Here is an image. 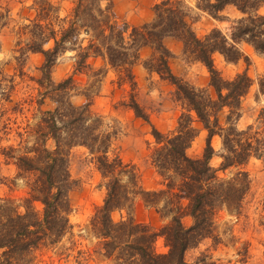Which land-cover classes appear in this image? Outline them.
<instances>
[{
  "label": "trees",
  "instance_id": "16d2710c",
  "mask_svg": "<svg viewBox=\"0 0 264 264\" xmlns=\"http://www.w3.org/2000/svg\"><path fill=\"white\" fill-rule=\"evenodd\" d=\"M74 1L75 6L65 17L48 0L36 1V17L20 31L21 36L28 37L25 42H18L25 43L21 55L34 53L44 57L40 78L31 79L38 85L35 103L40 116L34 125H28L26 140L20 135L21 150L5 149L6 158L15 161L18 177L28 180L29 192L23 205L0 198V264H32L35 251L55 246L72 230L69 193L74 182L69 155L75 147L89 151L106 189L103 205L90 221V231L100 240L98 253L113 264H189L185 260L187 251L204 239L218 240L216 215L223 209L239 214L250 191L247 172L238 171L227 179L221 178L219 172L240 168L251 157L264 158V109L255 128H237L242 99L250 92L254 80L247 71L224 79L214 62V55L219 53L228 63L243 59L249 64L240 47L243 44L264 55V0H196V7L216 20H224L221 14L228 8L241 14L233 21L229 33L215 28L203 38L192 27V8L185 0H162L154 6V19L141 26L120 25L112 0ZM1 9L0 6V21L5 17ZM169 37L180 40L184 53L208 69L212 93L196 89L173 74L170 67L173 54L165 44ZM146 47L152 54L144 66L175 85L187 109L173 132L166 135L153 130L156 146L150 160L162 179V189L151 192L140 186L136 167L125 163L113 148L118 131L106 122V117L91 109L99 92L96 84L113 71L120 87L131 88L128 101L122 105L137 118L150 122L134 93L137 84L133 69ZM67 52H75V72L94 79L83 91H78L73 76L58 83L52 79L53 67ZM98 60L103 66L95 68ZM20 76L23 78V71ZM14 87L12 83L11 91L4 95L8 102L12 101ZM1 89L3 96L6 90ZM75 93L85 97L87 103L74 104ZM258 95L264 96V76L258 80ZM47 101L53 108L42 111ZM195 122L208 133L200 158L188 154L198 136ZM216 136L223 145V161L217 169L211 166L216 153L212 140ZM139 196L162 217L170 218L160 231L139 224L130 216ZM36 203L43 205L42 213L37 211ZM21 207L24 211H20ZM125 210L129 211L126 219L112 218L114 212ZM188 217L193 224L186 227L183 219ZM160 238L167 248L164 253L156 248Z\"/></svg>",
  "mask_w": 264,
  "mask_h": 264
},
{
  "label": "rangeland",
  "instance_id": "374dc122",
  "mask_svg": "<svg viewBox=\"0 0 264 264\" xmlns=\"http://www.w3.org/2000/svg\"><path fill=\"white\" fill-rule=\"evenodd\" d=\"M36 1L38 0H0L1 11L5 13V17L0 21V198L13 201L14 205H23L29 192L28 180L18 177L15 161L6 158L5 149L14 147L18 151L21 150L20 135L23 134L26 140L28 125H34L40 116L39 107L35 103L38 85L31 79L40 78L39 68L44 62V57L34 53L22 56L20 49L25 43H18L20 40L25 42L28 38L21 36L20 31L36 17ZM48 1L58 8L61 17L70 14L75 6L74 0ZM112 1L120 25L128 23L141 26L154 19V6L162 0ZM185 1L192 8L190 22L200 38L215 28L229 33L233 21L241 17L234 8H228L221 14L224 20H216L198 9L196 0ZM165 44L173 54L170 59L173 74L196 89H206L212 93L208 69L192 55L184 53V45L180 40L169 37ZM240 47L249 58V64L243 59L237 63H228L219 53L214 55V62L224 79H233L237 74L247 71L254 80L250 92L242 99L241 117L237 122L239 130H246L249 126L255 128L260 112L264 109V96L258 95V80L264 76V55L256 53L247 44ZM151 54L150 48H143L141 59L133 69L137 84L134 93L141 107L149 115L150 122L137 118L132 110L122 105L124 101H128L131 88L129 85L120 87L113 71L96 84L99 92L91 107L94 113L106 117V122L118 131L113 148L125 163L136 167L140 186L148 192L162 189V179L150 160L156 146L153 130L155 128L167 135L176 130L179 118L183 113H187L186 105L177 94L176 86L144 66ZM74 56L75 52H67L59 57L52 70V79L58 83L73 76L78 91H83L94 79L84 73L75 72ZM90 62L92 63V60ZM101 66L103 62L98 60L94 67ZM21 71L24 73L23 78L20 76ZM12 83L15 87L11 93L12 101L8 102L4 95L11 91L9 87ZM1 88L6 90L3 96ZM32 99H35L34 103H30ZM72 102L82 105L87 103V100L75 93ZM51 108L53 104L47 101L42 111ZM193 117L195 118L194 114ZM194 126L198 129V136L188 154L193 158H200L208 133L200 123L195 122ZM254 128L252 133L255 132ZM32 143L33 138L30 139V145ZM212 146L216 153L211 160V166L217 169L223 161L221 138L214 137ZM69 169L74 182V188L69 193L72 205L69 219L73 228L60 243L35 251L32 264H113L98 253L100 240L90 231V221L106 197L104 180L97 169L96 161L86 148L75 147L69 155ZM238 171L247 172L250 179V191L242 211L239 214L227 209L220 211L215 217V236L218 240L204 239L198 246L187 251L185 260L189 264H264V158L251 157L246 165L240 168L232 167L225 172L220 171L219 176L231 178ZM35 207L42 213L43 205L36 203ZM161 207L162 204L159 208ZM20 211H24V208L21 207ZM128 216L127 210L112 214L115 221L126 219ZM130 216L137 223L148 225L155 231H160L170 221V218L162 217L157 209L148 205L141 196L135 199ZM183 223L189 227L193 220L188 217L183 219ZM156 248L160 253L167 251L163 238L157 241Z\"/></svg>",
  "mask_w": 264,
  "mask_h": 264
}]
</instances>
